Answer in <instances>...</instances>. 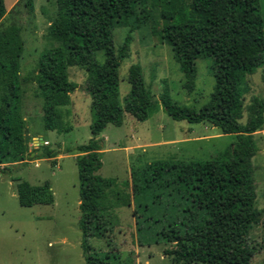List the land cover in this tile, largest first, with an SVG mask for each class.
I'll use <instances>...</instances> for the list:
<instances>
[{
	"label": "trees",
	"instance_id": "obj_1",
	"mask_svg": "<svg viewBox=\"0 0 264 264\" xmlns=\"http://www.w3.org/2000/svg\"><path fill=\"white\" fill-rule=\"evenodd\" d=\"M146 1L55 0L57 15L48 27V36L55 44L41 53L35 68L34 94L43 101L44 128L58 132L69 130L61 109L69 104L76 87L68 79V68L80 67L87 73L94 119L90 139L75 147L80 153L75 159L80 194L78 227L85 264H135L132 252L124 255L94 250L88 241L112 232L118 222L106 204L107 190L114 181L97 174L102 149L98 135L109 123L121 125L125 111L144 121L160 106L174 120L209 123L223 134L236 136V141L215 158L177 164L159 161L140 171L131 170V188L138 203H142V196H153L155 190L162 193L167 186L185 199L180 223L169 224L160 233L161 240L173 245L164 254L172 264H251L255 251L247 236L259 219L251 160L258 151L255 132L264 123V102L256 100L255 112L245 123L239 120L247 76L264 66V17L259 13V0H150L163 20L162 29L154 27L152 32L173 45L189 91L195 84L196 60L210 59L214 87L200 109L172 100L167 92L158 103L138 64L128 68L130 90L121 105L119 66L124 52L114 46L113 28L133 14L136 4ZM4 13V0H0V18ZM21 51L19 29L11 25L0 33V164L8 166L24 163L28 154L18 76ZM100 51L102 62L94 57ZM56 154L50 150L41 157ZM7 171L0 169L1 173ZM16 193L24 207L53 202L48 181L32 185L19 180Z\"/></svg>",
	"mask_w": 264,
	"mask_h": 264
},
{
	"label": "rangeland",
	"instance_id": "obj_2",
	"mask_svg": "<svg viewBox=\"0 0 264 264\" xmlns=\"http://www.w3.org/2000/svg\"><path fill=\"white\" fill-rule=\"evenodd\" d=\"M4 4L0 33L14 25L22 40L18 76L21 113L29 140L24 163L0 164V169H8L0 172V264H85L82 233L78 227L80 194L75 159L80 153L75 147L90 139L94 119L91 96L86 88L87 73L80 67L68 68V79L76 84L69 104L61 109L69 130L45 129L43 101L34 94L33 77L41 53L55 44L48 36V27L57 15L56 2L4 0ZM158 10L150 0L136 4L130 17L114 25V46L124 52L119 66L120 103L124 106V97L130 90L128 68L138 64L146 87L158 103L167 92L172 100L200 109L213 92L210 59L196 60L195 84L189 91L173 45L158 32H152L154 27L158 30L163 27ZM259 13L264 17V0H259ZM94 57L98 62L104 60L101 51ZM244 88L241 123L255 112L256 100L264 102V66L247 76ZM98 137L102 149L97 174L114 181L107 190L106 204L118 222L112 232L89 238L90 245L94 250H114L124 255L132 252L135 264H172L164 251L173 245L159 236L169 224L180 223L185 199L170 192L167 186L162 193L155 190L153 196L150 193L145 198L142 196V203H138L139 198L134 197L131 188V170L140 171L159 161L177 164L215 158L236 141V136L223 134L209 123L174 120L160 106L144 121L136 120L125 111L121 125L107 124ZM255 141L258 151L251 163L259 219L250 228L247 241L255 251L251 264H263L264 123L255 132ZM50 150L57 152L55 157H41ZM19 180L32 185L48 181L53 202L21 206L16 193ZM145 204L146 208L142 206Z\"/></svg>",
	"mask_w": 264,
	"mask_h": 264
},
{
	"label": "water",
	"instance_id": "obj_3",
	"mask_svg": "<svg viewBox=\"0 0 264 264\" xmlns=\"http://www.w3.org/2000/svg\"><path fill=\"white\" fill-rule=\"evenodd\" d=\"M27 129H25V131H24V133H25V143H27L28 142V140H29V137H28V135H27Z\"/></svg>",
	"mask_w": 264,
	"mask_h": 264
}]
</instances>
